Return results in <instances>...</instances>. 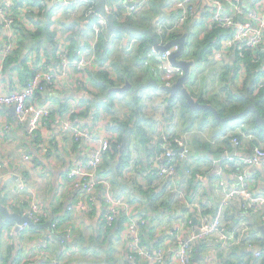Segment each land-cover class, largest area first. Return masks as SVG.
<instances>
[{"label": "crops", "instance_id": "1", "mask_svg": "<svg viewBox=\"0 0 264 264\" xmlns=\"http://www.w3.org/2000/svg\"><path fill=\"white\" fill-rule=\"evenodd\" d=\"M41 1L22 0L21 2L15 0V11L23 28L22 33L37 35L38 38H41L43 47L25 49L24 44H28V40H30L27 34V38L22 40L16 51V59L21 62L25 61L26 67L22 66L20 69L16 62L14 65H7L8 61H4L0 78H2L6 92L24 88L34 72L35 66L42 60H45L49 66L58 68L52 41L45 39V35L43 37L36 34L40 27L44 28L51 22L49 28L52 33L63 32L74 45H85L86 48L90 47L94 40L92 29L81 13L84 6L79 7V16L74 18L69 13L71 11H62L60 6L49 2L43 5ZM94 1L97 7L98 0ZM107 1L110 0H106L105 10L107 5L112 8V11L115 7L123 8L122 5L107 3ZM155 1L151 0L149 5L143 9L141 21L135 27L141 29L154 27V21L162 16L171 21L176 19L174 8L177 0H168L161 16H156L150 24V14L153 11L151 5ZM196 5L199 10L195 17L181 29L175 31L170 29L165 36V42L187 34V50L182 59L194 62V66L191 79L184 86L196 101L214 107L219 113L224 108L230 110L233 106L232 101L234 102L241 94H246L245 82L250 76L247 61H251L253 65L257 66V72L264 71V62L261 55H258L259 63L252 62V57L247 56L238 63L236 69L231 68L229 65H233L235 62L234 54L225 55L223 60L216 64L211 56L208 60L199 61L197 59V57L199 58L197 54L199 47L197 45L193 47V43L202 38V32L205 33L204 39L211 31H208L204 24L206 14L210 13L208 11L204 13V10L210 6V1L197 0ZM146 12L149 13L146 14ZM154 14L156 13L154 12ZM112 19L115 24L119 23L118 19H114V17ZM114 32L119 35L123 32L129 33V36L139 41V38L133 36L137 33ZM154 32L162 41L155 30ZM105 34L109 37L111 32L107 31ZM203 39L199 42L201 43ZM161 41L159 40V43ZM188 41L191 42L192 51L191 47L188 50ZM140 44L139 41V49ZM213 48L214 46L210 49L211 54ZM1 50L0 44V67L2 63ZM33 52L37 58L31 61ZM137 53L131 58L120 54L116 55L113 46L111 58L114 60L117 73L113 71L115 78L113 82L107 81L109 89H101L95 81L91 80V77L90 94L84 91L86 89H81L66 92L62 90L43 92L37 95L30 106H47L51 112L45 125L38 131L37 138L29 137L26 125L17 122L13 108L0 105V164L3 166L0 171L2 177L0 199L3 205L11 213L20 214V208H26L29 201L35 199L46 208L50 219L60 220L54 232L49 228L33 230L31 227L22 234L18 233L11 242L8 241L6 233L1 235L0 264H13L17 258H20L21 261L26 260L27 264H40L34 247L38 246L46 237L54 238L50 253L60 256L62 264H134L124 234V219L109 227L104 225L105 193L103 190L99 192L100 198L94 207L88 210H69V206L79 204L82 196L70 186L67 172L77 161L85 160L88 157V152L84 150L85 147L77 144L73 137L62 129V122L68 117V108L71 102L86 104L80 116L83 125L99 137L112 138L110 154L107 155V161H104L101 174L110 179L114 194L122 197L131 211L146 218L147 224L143 227L142 232L144 244L149 248L163 247L168 254H172L169 261L163 264H179L173 257L178 248L173 235L174 225L178 224L185 229L183 231L185 237L191 233L198 234L200 228L196 219L191 226L188 225V216L197 215L194 206L199 205L198 207L214 214L219 207L221 195H223V190L220 191V187L216 185L219 178L225 181L226 189L237 182L232 172L235 165L232 164L228 168L222 169L220 164L214 162L217 158H225L226 150L233 154L234 146L231 143L226 145L225 141L228 139L224 136L234 126L244 124V131L253 134L255 139L253 137L251 140L234 133L241 138L242 144L246 148L243 153H250L254 145L264 147V139H261L254 130L250 129L247 116L244 121L240 119L229 123H220L211 111L192 110L181 93L174 96L153 86L144 87L151 80H155L158 84L160 82L150 74ZM193 55L196 58H193ZM234 77L235 79H233ZM128 81L132 84L131 90L124 93L113 91L115 88L125 86ZM263 89L264 76L255 84L253 93L258 95ZM171 97L176 98L172 100ZM176 99L178 112L173 115L170 108L172 104H176ZM182 100L185 101L186 108H182L184 105ZM183 112H186L187 119L184 118L181 122L180 116ZM201 112L209 113L208 119L212 124L208 127H202V124L206 123L204 117H207ZM226 114L227 117H231L239 113L230 115V112L227 111ZM151 120L156 121L157 125L148 123L150 128L147 127L143 131L142 125L145 126ZM125 121H129L130 134H121L114 130L116 125ZM214 121L217 122V125L214 124ZM152 127L156 128L151 129ZM167 132L186 140L190 150V157L183 163L184 168L179 169V177L175 182L158 178L157 174L150 171L152 152L156 150V146L162 144L163 135ZM122 135L120 141L119 138ZM143 136L146 137L143 138ZM125 137L128 139V146L119 158V149L124 144ZM115 148L118 152L113 155ZM206 157L213 160L212 166H208L206 161L209 159ZM186 169H192L193 173L198 172L201 175L199 180L194 178L193 173L187 174ZM253 172L256 178L250 185V191L255 195L259 193L264 195V164L254 169ZM168 186H172V189L167 190ZM158 187H162L160 189L162 194H157L159 189L156 188ZM153 195L154 197H152ZM225 217L227 226L240 220L251 226V235L247 240L252 246L250 247L246 241L239 246L230 247H223L212 239L200 242L195 248L193 264L260 263L264 257L256 258L255 253L264 249V234L260 230L261 227H264V208L259 213L242 210L241 200L237 199L233 207L227 206ZM65 235L71 236L72 243L74 240L76 241L73 254L63 252L60 238ZM9 244L14 245V257L11 260H7ZM102 251L105 254L99 259L98 256H102ZM198 254L200 256L197 259ZM138 264H148V262L141 259Z\"/></svg>", "mask_w": 264, "mask_h": 264}, {"label": "built area", "instance_id": "2", "mask_svg": "<svg viewBox=\"0 0 264 264\" xmlns=\"http://www.w3.org/2000/svg\"><path fill=\"white\" fill-rule=\"evenodd\" d=\"M20 1L22 2V0ZM150 1L110 0L107 3H116L122 5L123 8L115 7L112 11V8L107 5L106 12L107 15L119 20L117 24H127L125 22L135 20L138 13L147 7ZM209 1L210 6L204 10V13L210 12L207 28L212 30L217 26L231 31L228 37L223 38L218 46L215 45L213 48L211 58L214 59L215 64L221 62L225 55L232 54H237L242 60L251 56L252 62L259 63L258 55L264 53V0ZM48 2L60 6L62 11H71L69 13L74 18L79 16V7L84 6L81 13L92 29L94 40L90 47L86 48L85 45H74L66 34L59 32L55 34L53 42L58 61L57 69L49 66L45 60L40 61L35 66L36 72L30 77L24 88L14 89L12 92L5 91L4 83L0 78V105L13 108L17 122L26 125L31 138H37L38 131L45 125L51 114L47 106H30L37 95L43 92H58L60 90L66 92L81 89H86L84 91L90 94L91 73L109 70L113 74L114 69L110 62L102 65L97 60V44L101 37L106 36L107 31L111 32L108 40L112 43V51L114 46L115 53L131 58L139 51V41L129 36V33L119 35L109 30L108 20L106 16L97 11L94 0H42L41 4L45 5ZM196 3L197 0H177L174 8L175 20L171 21L162 16L154 21V30L162 38L161 45L170 42L164 41L170 29L172 31L181 29L195 17L199 10ZM15 6V0H0V44L2 47L0 72L4 61L16 54L25 36V33H22L23 28L19 23ZM178 49L179 46L175 45L158 53L155 47L151 46L146 52L143 60L144 65L162 86H173L176 79L184 74L181 67L174 66L170 62V57ZM34 58H37L35 53L31 55V61H34ZM85 107L86 104L71 102L68 108V117L62 122L63 131L70 134L74 141L84 146V150L88 152L87 159L77 161L67 172L70 186L82 196L79 204L69 206V210H88L94 207L100 198L99 192L103 190L105 193L104 222L108 226H112L124 219V234L134 264H138L141 259L147 261L148 264L168 262L172 254H168L163 247L149 248L144 244L142 227L147 223V220L142 215L131 211L124 199L114 194L110 179L101 174L105 158L111 150L112 138L99 137L81 123L80 116ZM244 127V124L236 125L224 136L228 140L230 138V142L234 146L233 154L226 150L225 158L214 160L220 164L222 169H226L232 164L235 165L232 172L237 180L229 189L225 188L223 179L219 178L217 181L216 185L220 187V191L223 190V195H221L222 198L216 212L211 214L198 207L199 205L194 206L197 215L188 216V225L191 226L196 219L200 228L198 234L191 233L185 237L183 233L185 229L178 224L174 225L173 235L178 248L173 257L179 264H193L196 244L211 239L216 240L223 247L239 246L245 241L250 247L252 246L247 240L251 235V226L247 222L240 220L231 226H227L225 223V209L227 206L233 207L237 199L241 200L242 210L259 213L264 208V195L261 193L255 195L250 191V185L256 178L253 170L264 164V147L254 145L250 153H243L246 148L242 144L241 138L233 137L234 133L251 140L253 137L255 139L253 134L244 131ZM189 157L190 150L187 141L176 134L167 132L163 135L160 149L151 157L150 171L157 174L158 178L175 182L179 177V169L184 168L183 163ZM2 169L3 166L0 164V171ZM186 173L191 174L193 171L186 169ZM193 175L196 180L201 177L198 173H193ZM1 181L2 177L0 176V184ZM180 182H182L181 179ZM156 189H159L157 194H162L160 190L162 187ZM171 189L172 186H168L167 190ZM21 209H23V213L20 215L29 217L35 224H43L50 220L49 212L35 199L30 200L28 206ZM4 223L6 221L0 219V231H4L8 238L16 237L17 227L20 228L19 233L30 228L27 222L21 225L13 222L14 225L8 230L4 227ZM59 223V219H54V230L57 229ZM47 238L34 247L40 264H61L56 256L51 255L52 242ZM72 240L70 235L60 238L63 252L73 254L75 248L71 244ZM255 257H264V249L258 250ZM20 264H27V261L22 260Z\"/></svg>", "mask_w": 264, "mask_h": 264}, {"label": "trees", "instance_id": "3", "mask_svg": "<svg viewBox=\"0 0 264 264\" xmlns=\"http://www.w3.org/2000/svg\"><path fill=\"white\" fill-rule=\"evenodd\" d=\"M167 2H168V0H156L154 2V4L152 5L151 9L156 14H155L154 17L150 16V24H151V21L156 16H161L162 11L166 7V3ZM44 7H47V6H44ZM142 11L143 10H141L138 13V15L136 16V19L135 20L127 21L128 22L127 24H130V25H133V26H138L139 25V22L141 21V14H142L141 12ZM153 11H151V13L154 14ZM114 19H116V18H114ZM49 24H51V22H49L48 25ZM48 25H46L44 28L43 27L42 28L40 27L39 31L36 34H38L39 36L42 35L43 37L46 36L45 39H47L48 41H52V43H53L54 42V38H55V34L52 33L51 28H49L50 25L49 26ZM208 33L209 34H207L205 36V38L203 39V41L198 46L199 48H198L197 54L199 55V58L197 57V59L199 61H202L203 59L208 60V58L211 56V52H212V51H210V49L213 46H215V45L218 46V44L221 42V40L223 38H226V37H228L230 35V33L228 32V30L223 29L221 27H217V26L214 27ZM27 34L28 33L25 34L24 39L27 38ZM133 36L139 38V41L141 42L140 49H139V51H138L137 54H138V56L140 58H142V61H143L146 52L152 46V44L154 43V41L147 34H134ZM29 39H30V40H28L29 43L28 44H24L25 49H27V50H31L32 48H38V49H40V48L43 47V43L41 41V38H38L37 35H29ZM158 39L161 41L160 38H158ZM164 41H165V39H164ZM111 49H112V43L108 40V35L101 37L99 43L97 44V60L102 65H105L106 63L110 62L112 64V66H111L112 69H114V71H116L117 68H116V66L114 64V60H112V58H111V56H113V54H112L113 51ZM234 55H235V62H234V64L233 65H229L228 64V65H229V67L236 69V67H238V63L242 59L239 58L237 54H234ZM260 55L262 56V60L264 62V53H262ZM193 58H196V57L193 55ZM7 61H8V64L7 65H11V64L14 65L15 62H16L19 65V68L20 69H22V66L24 68L26 67L25 61H22L21 62V60L19 61L18 59H16V54L13 57H10V59L7 60ZM247 63H248V69L250 71V76H249V79H247L246 82H245L246 94H241L240 96L237 97V99L234 102L232 101L233 106H232V108L230 110H227L226 108H224L223 111H219L220 116L222 118L227 117V114H226L227 111L230 112V115L237 114V113L242 112L250 104H254L256 106V108L258 109V111L260 112L261 116L264 118V89L261 90L258 95H255L253 93L254 88H255V84L259 81V79L261 77L264 76V71L259 70L257 72L256 71V69H257V66L256 65H253L251 63V61H247ZM35 72L36 71L34 70V72L31 74V76ZM116 73H117V71H116ZM90 75H91L90 77H92L91 80L95 81L97 83L96 85L98 87H100L101 89H104V88L105 89H109L108 88V83L109 82H113V79H115L114 76H113V74L110 73L109 70H102V71H100L98 73H91ZM233 79H235V77ZM107 81H109V82L107 83ZM171 98H172V100H174L176 97H171ZM182 102L184 103V105H182V108H186L185 101L182 100ZM175 103H176V105H178L177 104V99H176ZM201 113L204 116L207 117V118L204 117V120H206V123L202 124V127H208L209 125L212 124V122L208 119L209 118V113L208 112H201ZM180 118H181V122L183 121L184 118L187 119L186 112H183V114H182V116H180ZM246 119H247V121L249 120L248 122H249L250 129L251 130H254L256 132V134L261 139H264V126L258 124L257 119H256V114L255 113H250L246 117ZM246 119H243V121L246 120ZM128 123H129V121L121 122V123H119L118 125H116L114 127V130L117 131L118 133H121V134H127V133L130 134L131 133V130L128 128V125H129ZM214 124L217 125V122L214 121ZM138 132H139V129H138ZM122 137H123V135L119 138L120 141H121ZM145 137L146 136H143V138H145ZM233 137L240 138L237 135H234ZM229 143H231L230 142V138H229V140L225 141V144L226 145H229ZM160 146H161V144L158 145V146H156V150L154 152H152V156L160 149ZM117 152H118V150L115 148V151H114L113 155H115ZM206 159H209V160L206 161L208 163V166H212L213 165L212 164L213 163V160L211 158H209V157H206ZM106 161H107V156L105 158V162ZM105 162H104V164H105ZM102 168H101V170H102ZM147 185H149V184H147ZM152 197H154V195ZM21 213H23V209H21ZM13 225H14L13 222H6V223H4V227L7 228L8 230H10V228ZM104 225L107 226V227H109L106 223H104ZM31 229L36 230L38 228L32 227ZM23 232L24 231L20 232V234H22ZM3 234H4V231H0V236L3 235ZM12 239L13 238L10 237V238H8V241L11 242ZM47 239L50 240L51 242H53V240H54L53 237L52 238L48 237ZM74 243L76 244V241L75 240H74L73 243H71L73 245V248H75ZM195 248H196V246H195ZM13 249H14V245H10L9 248H8L7 260H11L14 257V251H13ZM56 257L58 258L59 261H61V264H62V258L60 256H57V255H56ZM19 260H20V258L15 259V263L13 261V264H20L21 263V260L20 261ZM241 264H243V263H241ZM244 264H249V263H245L244 262ZM258 264H264V259L260 263H258Z\"/></svg>", "mask_w": 264, "mask_h": 264}, {"label": "water", "instance_id": "4", "mask_svg": "<svg viewBox=\"0 0 264 264\" xmlns=\"http://www.w3.org/2000/svg\"><path fill=\"white\" fill-rule=\"evenodd\" d=\"M105 4L106 0H98V5H97V11L102 14L103 16H106L108 20V25L110 30L112 31H126V32H132V33H137V34H147L149 35L153 41H154V47L157 50L158 53H162L168 49H170L172 46L178 45L179 49L172 54L170 57V62L174 66L181 67L184 71V74L182 77L178 79V81L171 87L167 86H162L158 84L155 80H151L148 84H146L144 87H150L153 86L155 88H158L159 90L162 91H167L171 93L172 95H177L178 93H181L183 97L186 99L187 104L190 106L192 110H205V111H211L215 115L216 119L220 123H229L232 121L244 119L246 116H248L250 113H255L256 114V119L259 125H264V118L261 116L260 112L256 108L254 104H250L243 112L227 117V118H221L219 116L218 111L210 106V105H205L201 104L200 102L196 101V99L193 97V95L187 90V88L184 86L186 82H188L191 79L192 76V68L194 66V62H189L187 60H183V56L186 54L187 50V34H184L182 37L177 38L175 40L170 41L166 45H161L159 43L158 37L156 36L154 32V27H151L149 29H141L138 27H135L133 25L129 24H115L112 17L107 15L106 10H105ZM132 89V84L128 81L125 86L121 88H115L113 89L114 92L118 93H124L126 91H129ZM128 146V139L127 137L124 138V144L120 147L119 149V158L123 155L124 150ZM0 219L6 222H16L18 225H21L25 222H27L30 227L34 228H49L52 232H54L53 228V221L54 218H51L48 222L44 224H35L33 223L29 217L27 216H21L20 214L16 213H11L10 210L3 205L1 199H0ZM20 228L17 227L15 234L16 236L19 233ZM260 230H262L264 234V227H261ZM199 254L197 255V259L199 258Z\"/></svg>", "mask_w": 264, "mask_h": 264}, {"label": "rangeland", "instance_id": "5", "mask_svg": "<svg viewBox=\"0 0 264 264\" xmlns=\"http://www.w3.org/2000/svg\"><path fill=\"white\" fill-rule=\"evenodd\" d=\"M152 6V5H151ZM150 6V7H151ZM149 12H146V14H148ZM150 16H152V17H154L155 16V14H153V13H151L150 14ZM209 17H210V13H208V14H206V16H205V26H206V28H207V26H208V20H209ZM208 32V31H207ZM123 34H124V32H123ZM205 35V33L204 32H202L201 33V39H198L195 43H193V47H195L196 45H197V47H198V43H200L199 41L200 40H202L203 39V36ZM190 47H191V51H192V46H191V42L190 41H188V50H190ZM114 54H116V55H119L118 53H115L114 52ZM14 55H12V56H10V57H13ZM145 56H146V54H145ZM145 56H144V58H145ZM10 57H8V59H10ZM117 57V56H116ZM7 59V60H8ZM211 80V79H210ZM171 111H172V113H173V115H175L177 112H178V108H177V105L176 104H172L171 105ZM148 123H150L151 125H153V123H155L156 125H157V123H156V121H153V120H151V121H149V122H147V124L144 126V125H142V128H143V131H145V129L148 127V128H150L149 126H148ZM156 127H152L151 129H155ZM142 133V132H141ZM104 252L102 251V253H101V255L102 256H98V258L99 259H101L103 256H104Z\"/></svg>", "mask_w": 264, "mask_h": 264}, {"label": "clouds", "instance_id": "6", "mask_svg": "<svg viewBox=\"0 0 264 264\" xmlns=\"http://www.w3.org/2000/svg\"><path fill=\"white\" fill-rule=\"evenodd\" d=\"M207 30L209 31V29L207 28Z\"/></svg>", "mask_w": 264, "mask_h": 264}]
</instances>
